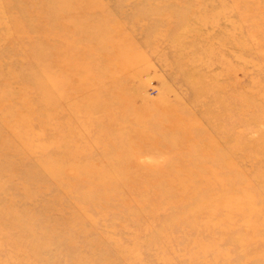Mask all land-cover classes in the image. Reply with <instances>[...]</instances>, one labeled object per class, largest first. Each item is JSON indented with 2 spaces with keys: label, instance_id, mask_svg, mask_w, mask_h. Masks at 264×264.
Returning <instances> with one entry per match:
<instances>
[{
  "label": "rangeland",
  "instance_id": "1",
  "mask_svg": "<svg viewBox=\"0 0 264 264\" xmlns=\"http://www.w3.org/2000/svg\"><path fill=\"white\" fill-rule=\"evenodd\" d=\"M80 10L92 15L78 17ZM41 42L57 96L44 99L31 85L23 97L30 69L12 67L11 83L0 81L1 98L13 92L5 105L0 99V113L16 106L0 118V264H264V0H0V68L10 64L2 54L9 44L21 59ZM162 109L184 110L185 119ZM19 113L29 122L18 130ZM18 131L28 139H16ZM46 152L69 186L92 181L101 194L50 181L37 160ZM169 179L188 191L233 181L232 198L216 199L212 216L197 209L198 194L194 207L165 209L153 221L143 213L156 203L143 210L141 200L120 197L136 181L165 200L161 182ZM106 185L116 189L104 193ZM208 217L214 231L204 235Z\"/></svg>",
  "mask_w": 264,
  "mask_h": 264
},
{
  "label": "bare ground",
  "instance_id": "2",
  "mask_svg": "<svg viewBox=\"0 0 264 264\" xmlns=\"http://www.w3.org/2000/svg\"><path fill=\"white\" fill-rule=\"evenodd\" d=\"M5 1V0H4ZM52 1V3L53 4H63V3H65V2H70V3H73V4H80V1H82V0H51ZM63 10V9H62ZM29 13V12H28ZM31 13V12H30ZM53 13L54 14H57V11L56 10H54L53 11ZM61 13H64L63 11H60L59 12V14H61ZM191 13V12H190ZM77 16L78 17H85V15L86 14H88L87 16H88V18H89V16L90 15H92V13H90V12H82V10H80V11H78L77 13ZM192 15V14H191ZM86 16V17H87ZM91 25H93V24H91ZM87 26H89V25H87ZM14 28H16V25L14 26ZM85 28V27H84ZM88 27H86L85 29L88 31L89 30V28L87 29ZM94 32V34H96V31H93ZM9 33V32H8ZM7 33V34H8ZM93 34V33H92ZM10 46H8L4 51H2V54L7 58V59H9V62H10V64H9V66L8 67H6V68H2V66H1V68H0V81L1 80H3V79H5V80H3L4 81V83H6V84H8L9 85V83H11L10 82V79L12 78V76L9 74L11 71H12V67H15L16 68V66L18 67V71H21L22 69H30V72H31V80H29L31 83H26V85H25V88H23V89H20V94L24 97V95H28V93H27V91L29 92L30 91V89H31V85H34L33 86V89H34V91L38 94V95H40V97H42V98H44V99H47V97L49 96V92H52V94H54V96H57V94H59L60 93V87L58 86V85H56L55 86V88L54 87H52L51 85H50V83H51V72H50V69H51V59H50V55H49V57H48V54H47V45L45 44V42L43 43V42H41L39 45L38 44H36L35 46H32V47H29L28 49H27V51H25V50H23L24 51V53L25 54H22V57H21V59H14V58H12V57H14V56H16V52H18V51H21V50H19L20 49V47H16V45H12V44H9ZM24 49V48H23ZM43 49L46 51V55H42V54H40V52H43ZM22 52V51H21ZM23 53V52H22ZM55 53V52H54ZM118 54V53H117ZM1 58V57H0ZM28 59V60H27ZM63 59V58H62ZM61 59V60H62ZM26 60H27V62H26ZM209 60H210V58H209ZM215 60V59H214ZM190 61H191V59H190ZM62 62H63V60H62ZM184 62V61H183ZM182 62V63H183ZM194 62V61H193ZM61 63V62H60ZM201 63V62H200ZM62 64V63H61ZM61 64H59L58 62H56L55 61V68L56 67H58V66H60ZM184 64V63H183ZM198 65V67H201V65L202 64H199V63H196V66ZM205 65H207L208 67H209V65H211V63L209 62V63H205ZM214 65V64H213ZM206 66V67H207ZM60 68H61V66H60ZM29 73V72H28ZM7 74V75H6ZM9 74V75H8ZM13 75V74H12ZM14 76V78L16 79V77H15V75H13ZM216 78V77H215ZM214 78V79H215ZM217 79V78H216ZM2 81V82H3ZM4 83H2V85H4ZM19 89V88H18ZM4 91H6L7 93H5V95L3 96V98H1L0 97V99H3L4 100V102H2V105H5V104H3V103H8L9 101L8 100H6V99H9V98H11L12 97V95H13V92H8V90H10V89H8L7 90V88H5V89H3ZM32 90V89H31ZM50 90V91H49ZM113 90L114 89H112V91L110 92L109 91V93H108V95H107V97L109 98L110 97V99L112 100V96H117L118 94H116V95H114V92H113ZM253 90V89H252ZM251 92V91H250ZM0 93H4V92H2V91H0ZM241 94V93H240ZM240 94L238 93V95L240 96ZM251 94H252V92H251ZM101 96H104V93H102L101 94ZM105 96H106V93H105ZM252 96V95H251ZM235 99V98H234ZM261 99V98H260ZM1 101V100H0ZM18 105H21V102H22V100H18ZM260 102H262V99L260 100ZM16 104H17V100H16ZM246 104V103H245ZM244 104V105H245ZM243 105V104H242ZM244 106H242V108H243ZM264 107V106H263ZM264 109V108H263ZM102 110H104L103 108H102ZM163 110V112L166 110H168V109H162ZM174 110H168V113L170 112L171 114H173L174 115V117L175 118H180V119H185L184 118V114L186 113V111H182V113L181 114H174V112H173ZM30 113V112H29ZM169 113V114H170ZM31 114H33L32 112H31ZM46 114H47V112H43V116L44 117H47L46 116ZM14 115H16V106H15V108L12 110V111H5L4 113H0V118L1 119H4V118H6L7 116H11V117H13ZM35 115V114H34ZM23 116H25V114H23ZM150 117H152L151 115H149V117L148 118H150ZM32 118V117H31ZM30 119V118H29ZM23 120H28V116H26V117H22V114H20L19 113V115L17 116V117H15V119H14V121L16 122V126H19V128H17L18 130L20 129V125H24V124H27V123H25ZM33 120V119H32ZM14 122V123H15ZM28 122H29V120H28ZM190 122L191 123H193V124H195V122L194 121H191L190 120ZM10 125V124H9ZM46 126V122L43 124V125H39V129H42V130H44V127ZM27 127H28V125H27ZM182 128L183 127H178V131L179 132H181L182 131ZM14 129V128H13ZM26 129L27 128H25L24 130L26 131ZM29 129H30V131H31V128L29 127ZM22 130V129H21ZM42 130H39V131H42ZM167 130H169V128H167ZM12 131H14L15 132V130H12ZM17 131V130H16ZM32 132V131H31ZM183 132H185V131H183ZM13 133V132H12ZM11 133V134H12ZM10 134V135H11ZM17 135H15L16 137V139L17 138H20V137H18L19 135H20V133H19V131H18V133H16ZM25 134V133H24ZM28 134V133H27ZM37 134V136L39 135L38 133H36ZM41 135V134H40ZM14 136V135H13ZM20 136H22V134L20 135ZM37 136H36V139H37ZM22 137H25V138H27L28 139V137H26L25 135L24 136H22ZM40 137V136H39ZM14 138V139H15ZM30 138V137H29ZM9 139H10V137H9ZM255 139V138H254ZM257 139V138H256ZM20 140V141H19ZM19 140H17V141H19V143H22L21 142V139H19ZM13 141V140H12ZM23 142H24V140H22ZM27 142H28V140H26ZM26 142V143H27ZM258 144H262V143H264V135L263 136H259L258 137ZM29 143V142H28ZM31 143V142H30ZM2 144V143H1ZM11 143H9V145H10ZM23 144V143H22ZM42 145L44 144V142L43 143H41ZM41 144L40 143H37L36 145H35V143H34V145H35V148L37 149V148H40V150H43V148L44 149H46V146H47V144H44V145H46L45 147H40L41 146ZM43 145V146H44ZM255 145V144H254ZM257 145V144H256ZM13 146H16V145H14L13 144ZM17 147V146H16ZM26 147V146H25ZM20 148V147H19ZM23 148V147H22ZM28 148V147H27ZM34 148V150H36ZM6 149V148H5ZM27 150V149H26ZM26 150H24V154H25V152H26ZM29 150H31V148L29 149ZM39 150V149H38ZM7 151H9V150H7ZM33 152V151H32ZM3 153H4V151L2 150L1 152H0V160L3 158ZM34 153V152H33ZM14 154V153H13ZM27 154H30V153H27ZM46 155H39L38 156V162H39V165L41 166V169H43L44 170V173L50 178V181H52V182H55L56 184H58V185H60V186H62V187H68L69 186V182L68 181H65L64 179H62L61 177L63 176V172L64 171H61L60 172V166H57V164H54L52 161H51V159L49 158L50 156L49 155H47V152L45 153ZM26 155V154H25ZM33 155V154H32ZM36 155V154H35ZM49 156V157H48ZM16 157V156H15ZM32 158V157H31ZM35 160V159H34ZM246 161V160H245ZM229 166H232V163L231 162H229V163H227ZM225 181V180H224ZM64 182H66L67 183V186L65 185L66 183H64ZM233 181L232 182H230V181H227V184H224V182L223 183H221V182H217V183H209V182H205V181H201L200 183H199V185L198 186H196L195 184H192L193 186L190 188V190L188 191V188L186 187V184H185V181H174V180H171V179H169L168 181H163V182H161V185H163L164 187H165V189H164V191L167 193V195H168V198H166L165 200L164 199H161L162 198V195H156V194H151V195H149V196H147V195H145L144 194V192H143V188H142V185H141V183L140 182H136V181H132V182H130L129 183V186H128V188L126 189L127 191H126V193H124V192H122V194L120 195V197H122V196H126V198H128V199H138V200H141V203H137L136 204V206L138 207V208H142L143 210H145V206L148 204V203H152L151 205H153V204H158V207L156 206V204H155V207L153 208L152 207V209H150L149 211H148V213H143L144 215H143V218H146L148 215H150L151 217H152V219H153V221H156V220H154L155 218H158V215L160 214V213H162L161 211H164L165 209H169V208H172V209H175V207H177V206H180V208H183V207H189L190 208V206L191 207H194V205L197 203V202H195V198H196V200L198 199V203H202L201 205H197V207H199V208H197L198 210L199 209H201V208H203V207H207V210H206V212H208L209 213V215H212L213 216V213H214V209H213V206H215V204H218V202L219 201H217V200H221L220 202L222 203H226V200L228 201H230V199L232 198V196H226L228 193H227V191H226V189L228 188V187H230V188H232V186H233ZM98 184L99 183H94V182H92V181H88V182H84V183H81V184H79V185H77L78 187H75L74 188V186H69L68 188H70V190H68V189H66V191H70V193H71V191H73V190H75V189H78V188H80V187H84V186H86V185H88V186H90V187H93V188H96V189H93V191L94 192H96V191H99L100 192V194H101V191H100V189H99V186H98ZM149 185L150 186H159V182H156V181H150L149 182ZM90 187H89V189H90ZM116 186H109V185H106L104 188V193H108V192H110V193H112V191H113V189H116L115 188ZM227 187V188H226ZM138 190V191H136V192H133L134 190ZM170 189H171V191H173V192H171L170 191ZM162 191V190H161ZM169 191H170V193H169ZM225 191V192H224ZM138 192V193H137ZM68 193V192H67ZM141 193V194H140ZM200 195L201 194V197H200V200H199V198L198 197H195L196 195ZM225 194V195H224ZM241 194H243L244 195V192L243 191H241ZM203 195H206L205 197H203ZM139 196V197H138ZM195 197V198H192V197ZM220 196V198H217V197H219ZM226 196V197H225ZM83 199H86L87 201H88V203H89V205H91V206H95V204H93L92 202H91V200H89L88 198H87V195H82L81 196ZM93 197H94V195H93ZM156 197H157V199H156ZM240 197V196H239ZM156 199V200H155ZM178 199H183V201H181V203L180 202H177V200ZM217 199V200H216ZM152 200H155V201H152ZM194 200V201H193ZM225 200V201H224ZM96 203V202H95ZM112 204V207L114 206L113 205V203H110L109 205H111ZM248 204H251L250 202H248ZM89 205H88V207H89ZM104 205V204H103ZM150 205V206H151ZM207 205H209V206H207ZM90 206V207H91ZM116 206V205H115ZM254 206V205H253ZM82 207V206H81ZM88 207H86V208H88ZM110 207V206H109ZM108 207V208H109ZM248 207V206H247ZM251 207V206H250ZM114 208V207H113ZM81 209V208H80ZM240 209H241V207H240ZM255 209V208H254ZM203 210V209H202ZM83 211V210H82ZM235 211V210H234ZM254 211V210H253ZM8 213H12V214H15V210H12V211H7ZM226 212V211H225ZM225 212H223L224 213V215L226 216V218H228L229 219V217L227 216V214H228V212L227 213H225ZM230 212V211H229ZM236 212H238V213H236L237 215H241L240 213H241V211L239 210V209H236ZM112 213V212H111ZM250 214H252V209H251V211L249 212ZM73 214V213H72ZM204 214V213H203ZM216 214V213H215ZM243 215H247L248 216V214H247V211H244V209H243V213H242ZM111 215V214H110ZM113 215V214H112ZM183 215H185V214H183ZM202 215V214H201ZM231 215H232V213H231ZM230 215V213H229V216H231ZM80 216H81V214H80ZM186 216V215H185ZM255 216V215H254ZM72 217H74L73 215H72ZM87 217V219L89 218L90 219V217L87 215L86 216ZM150 217V218H151ZM244 217V216H243ZM242 217V218H243ZM249 217V216H248ZM251 217V216H250ZM249 217V218H250ZM75 218H76V216H75ZM215 218V217H214ZM159 219V218H158ZM158 219H157V221H158ZM236 219V218H235ZM91 220V219H90ZM254 220V219H253ZM209 221V222H208ZM228 221V220H227ZM233 221H236V220H233ZM244 220H242V222H243ZM248 221H250V219L248 220ZM15 222V223H14ZM12 221L11 223H9L10 225H8V227H11L12 229H15L16 228V221ZM76 222V221H75ZM74 222V223H75ZM92 222V221H91ZM94 222V221H93ZM93 222L91 223V224H93ZM203 222H204V220H203ZM202 222V223H203ZM205 222H207V223H203V225H204V229H205V233H204V235H208L210 232H211V230H213L214 231V229H212V228H214V224H215V222H213L212 221V218L210 219L209 217H208V219H207V221H205ZM213 222V223H212ZM244 222H246V220L244 221ZM244 222H243V224H244ZM248 223L249 222H247L246 224L248 225ZM256 223V222H255ZM255 223H253V224H255ZM154 224V223H153ZM238 224V223H237ZM241 224V223H240ZM251 224H252V222H251ZM233 225H234V223H233ZM258 225V224H257ZM106 226H107V224H106ZM106 226H104L105 228H106ZM215 227H217V226H215ZM251 227H252V225H251ZM223 228V227H222ZM221 227L219 228V229H222ZM229 228V227H228ZM230 228H231V226H230ZM235 228V227H234ZM257 228V227H256ZM224 229V228H223ZM233 229V228H232ZM246 229V228H245ZM217 230V229H216ZM229 230V229H228ZM248 230V229H247ZM258 230V229H257ZM137 231H139V232H141L140 231V229H137ZM147 231V230H146ZM223 231V233H224V230H222ZM249 231V230H248ZM229 232V231H228ZM212 233V232H211ZM214 233V232H213ZM166 234V233H165ZM221 235V234H220ZM226 235V234H225ZM225 235H223L222 236V238L225 236ZM254 236H255V233L253 234ZM163 236V235H162ZM166 236H167V234H166ZM242 236V235H241ZM247 236V235H246ZM66 237V236H65ZM210 237H212V236H210ZM220 237V236H219ZM226 237V236H225ZM244 237V236H243ZM67 238H68V236H67ZM71 238V237H70ZM131 238V237H130ZM165 238V237H164ZM163 238V239H164ZM242 238V237H241ZM133 238H131V240H132ZM166 239V238H165ZM221 239V238H220ZM244 239H246V238H244ZM256 239H258V238H256ZM255 239V240H256ZM68 240H70V239H68ZM167 240V239H166ZM222 240V239H221ZM221 240H220V242H221ZM260 240H261V238H260ZM134 241V240H133ZM133 241H132V243H133ZM168 241V240H167ZM166 241V242H167ZM198 242H199V240H197ZM248 241H249V239H248ZM257 241V240H256ZM162 242V241H161ZM195 242H196V240H195ZM193 243H194V241H193ZM200 243V242H199ZM198 243V244H199ZM202 244H203V242H201ZM199 244V245H202V244ZM253 243V242H252ZM205 244H207V243H205ZM241 244V246H242V244L243 243H240ZM245 244V243H244ZM243 244V245H244ZM136 246H138V244H135ZM214 245V244H213ZM217 245V244H216ZM135 246V248H137ZM204 246H206V245H204ZM187 247V246H186ZM199 247V246H198ZM214 247H216V246H214ZM243 247V246H242ZM131 248H134V244H132V247ZM207 248V247H206ZM211 248V250H212V248H213V246L212 247H210ZM209 248V249H210ZM244 248H245V246H244ZM164 249H165V247H164ZM178 249V248H177ZM202 249V248H201ZM217 249V248H216ZM188 250V249H187ZM208 250V249H207ZM159 251V250H158ZM161 251H163V250H161ZM197 251V250H196ZM201 251H203V249L201 250ZM206 252V251H205ZM204 252V253H205ZM185 253V252H184ZM159 254V253H158ZM158 254H155L156 255V257H157V255ZM209 255H211V254H209ZM135 256H136V254H135ZM218 256V255H217ZM162 257V256H161ZM160 257V258H161ZM189 257V256H188ZM213 257V256H212ZM135 258V257H134ZM155 258V257H154ZM183 258H185V257H183ZM190 259H191V257H190ZM134 260V259H133ZM135 260H137V259H135ZM138 260H139V258H138ZM162 260H163V258H162ZM162 260H161V262H162ZM167 260V259H166ZM203 260H205V259H203ZM215 260V259H214ZM129 262H131V260L129 259L128 260ZM157 261V260H156ZM158 261H159V259H158ZM165 261V260H164ZM168 261V260H167ZM206 261V260H205ZM218 260H217V258H216V261H214V262H217ZM128 262V263H129ZM141 262V261H140ZM204 262V261H203ZM132 263V262H131ZM143 263V262H142ZM164 263V262H163ZM177 263V262H176ZM192 263V262H191ZM204 263H206V262H204ZM212 263V262H211ZM130 264V263H129ZM134 264H136V263H134ZM158 264V263H157ZM162 264V263H161ZM171 264V263H170ZM210 264V263H209Z\"/></svg>",
  "mask_w": 264,
  "mask_h": 264
}]
</instances>
